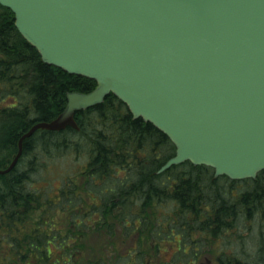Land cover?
Returning a JSON list of instances; mask_svg holds the SVG:
<instances>
[{
	"label": "trees",
	"instance_id": "16d2710c",
	"mask_svg": "<svg viewBox=\"0 0 264 264\" xmlns=\"http://www.w3.org/2000/svg\"><path fill=\"white\" fill-rule=\"evenodd\" d=\"M95 86L94 79L44 62L16 27L13 11L0 3V167L10 162L23 132L64 109L67 92ZM75 118L79 130L41 129L26 139L24 157L0 174V264H154L142 248L148 236L175 247L176 258L166 264H196L211 236L264 205V170L236 180L185 161L157 173L175 145L151 122L134 118L113 93ZM73 156L80 169L63 175L61 185L35 176L41 165ZM108 217L121 220V239L136 236L138 248L115 249L118 232ZM94 235L105 242L107 256L90 243ZM217 261L257 264L229 254Z\"/></svg>",
	"mask_w": 264,
	"mask_h": 264
},
{
	"label": "water",
	"instance_id": "95a60500",
	"mask_svg": "<svg viewBox=\"0 0 264 264\" xmlns=\"http://www.w3.org/2000/svg\"><path fill=\"white\" fill-rule=\"evenodd\" d=\"M44 62L97 82L67 93L35 130L78 129L75 113L113 93L174 143L159 168L190 161L214 175L264 169V0H0Z\"/></svg>",
	"mask_w": 264,
	"mask_h": 264
},
{
	"label": "rangeland",
	"instance_id": "374dc122",
	"mask_svg": "<svg viewBox=\"0 0 264 264\" xmlns=\"http://www.w3.org/2000/svg\"><path fill=\"white\" fill-rule=\"evenodd\" d=\"M36 135H38V133ZM29 157L28 155V157L24 159V162L20 164L21 168L26 166V160ZM64 160L65 159L62 161L56 159L53 164L47 166L41 165L38 172L35 173V176L53 185H61L63 182V175L75 174L80 169L76 157L73 156L68 163ZM41 162H44L43 158ZM63 162H65L66 165H64ZM81 183L84 185V180ZM171 209L172 205H168V210ZM157 215H159V213ZM108 219L113 225V229L118 232L115 249L125 252L126 248L129 247L134 248L133 246H137L138 248L139 244L137 243L136 245L135 243L136 236H131L132 238L128 237L127 241L121 239V237H126L121 233L122 229L120 227H122V222L119 218L108 217ZM151 220L152 221H149L148 230L156 224L157 216L153 217ZM90 241L91 244L95 245L96 251L99 252V254L104 256L108 255L107 249H105V242L102 243L97 235H94ZM142 248L144 249L145 257L151 259V263L154 264H166L171 261L173 262L176 258L174 253L175 247L170 246L167 240H160L158 237L148 236L147 242ZM225 254L236 255L246 263L264 264V205L253 214L251 219H244L243 216H241L240 220L237 222V227L234 229L224 230L221 235H216V237L211 236L210 242L205 245V252L203 250V254L196 260V264H217V258L223 255L225 256ZM116 255L118 256V253L115 254V258Z\"/></svg>",
	"mask_w": 264,
	"mask_h": 264
},
{
	"label": "bare ground",
	"instance_id": "6f19581e",
	"mask_svg": "<svg viewBox=\"0 0 264 264\" xmlns=\"http://www.w3.org/2000/svg\"><path fill=\"white\" fill-rule=\"evenodd\" d=\"M68 93V92H67ZM66 99H67V95H66ZM83 110V109H82ZM80 111V110H79ZM77 120V119H76ZM39 122V121H38ZM36 123V122H35ZM34 123V124H35ZM77 123H78V121H77ZM34 124H32L29 128H28V130L34 125ZM78 126H79V124H78ZM73 128V127H72ZM43 130V128H40V129H37V130H35L30 136H28L27 138H25L24 139V141H23V150H22V154H21V156L19 157V160H21L23 157H24V143H25V140L26 139H28V138H30L32 135H35V134H37L40 130ZM75 129V128H74ZM80 129V126H79V128L78 129H76V130H79ZM27 130V131H28ZM44 130H49V129H44ZM63 130V129H62ZM27 131H25V132H27ZM52 131H60V130H52ZM25 132H23L21 135H20V137L25 133ZM19 137V138H20ZM19 138H18V141H17V150H16V152L14 153V155L11 157V160H10V162L6 165V166H4V167H0L1 169H4V168H6V167H8L9 165H10V163L12 162V160L14 159V157H15V155L17 154V152H18V149H19ZM25 159V158H24ZM18 160V161H19ZM18 163V162H17ZM17 165V164H16ZM15 165V166H16ZM178 165V164H177ZM174 166V165H173ZM172 167V166H171ZM170 167V168H171ZM169 168V169H170ZM13 169V168H12ZM159 170V169H158ZM158 170H157V173H162V172H158ZM168 170V169H167ZM11 171V170H10ZM10 171H8V172H10ZM166 171V170H165ZM165 171H163V172H165ZM8 172H6V173H8ZM0 174H5V173H0Z\"/></svg>",
	"mask_w": 264,
	"mask_h": 264
}]
</instances>
